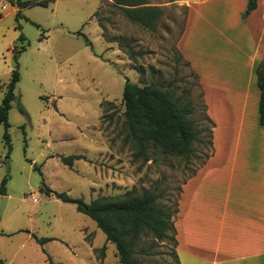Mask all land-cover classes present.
<instances>
[{
	"label": "rangeland",
	"instance_id": "obj_1",
	"mask_svg": "<svg viewBox=\"0 0 264 264\" xmlns=\"http://www.w3.org/2000/svg\"><path fill=\"white\" fill-rule=\"evenodd\" d=\"M5 1L0 0V103L14 68L19 81L8 111L9 143L0 124V198L6 197L0 261L121 264L114 244L92 219L45 189L84 202L130 189L155 191L161 193L158 204L174 220L184 183L213 148L214 123L202 102L198 77L177 50L185 8L176 0H150L161 13L149 29L108 0L100 4L96 20L84 18L82 23L85 8L59 5L54 15L51 5L23 10L10 0L21 15L40 20L35 23L16 17L17 12L4 16L13 8L4 7ZM126 80L138 85L171 82L176 97L192 102V117L201 131L200 141L191 143L192 156L166 155L152 147L148 161L136 156L124 124ZM70 155L84 158L71 166L60 161ZM35 237L49 240L40 244ZM135 250L141 264H182L171 235L162 241L143 237Z\"/></svg>",
	"mask_w": 264,
	"mask_h": 264
},
{
	"label": "crops",
	"instance_id": "obj_2",
	"mask_svg": "<svg viewBox=\"0 0 264 264\" xmlns=\"http://www.w3.org/2000/svg\"><path fill=\"white\" fill-rule=\"evenodd\" d=\"M102 1L53 0L47 6L54 15L59 5L85 8L82 23L96 20ZM176 2L185 8L177 50L198 77L214 127L211 153L178 200L175 254L182 264H264V123L255 74L264 63V0H255L249 12L248 0ZM3 4L13 7L10 0ZM16 12L13 7L4 16Z\"/></svg>",
	"mask_w": 264,
	"mask_h": 264
},
{
	"label": "trees",
	"instance_id": "obj_3",
	"mask_svg": "<svg viewBox=\"0 0 264 264\" xmlns=\"http://www.w3.org/2000/svg\"><path fill=\"white\" fill-rule=\"evenodd\" d=\"M51 1L53 2V0H16L15 3L21 8L46 7ZM112 3L121 9L125 17L149 29L155 27L161 13V9L151 5L149 0H113ZM254 7L255 0H248L247 12ZM19 16L21 17L20 10L17 11L16 17ZM22 38L20 35L19 39ZM86 40L90 44L89 40ZM22 50L24 47L17 51ZM255 74L259 88V121L263 124L264 63L258 64ZM10 75L0 103V124L5 128L3 137L7 143H9L8 111L15 98L13 91L19 81L18 70L14 68ZM122 102L124 124L127 128L126 138L136 149V156L148 161L149 147L160 148L166 155L183 156L186 159L192 156L191 143L200 141L201 133L196 129V121L192 117L194 105L182 96L176 97L171 82L138 85L126 80L122 90ZM19 109L23 111L21 107ZM208 121L211 123L209 119ZM82 158H84L82 155L61 156L60 161L71 166L75 159ZM45 192L63 202L74 204L77 212L80 211L92 219L105 235L106 241L114 244L121 264H141L134 254L137 242L143 237L152 236L155 240L162 241L170 238L171 235L174 246L177 244L174 220L171 218V212L158 204L161 198L159 192L130 189L117 195L98 196L89 202H84L81 198H72L64 192H56L48 187ZM35 239L40 244L49 240L38 237Z\"/></svg>",
	"mask_w": 264,
	"mask_h": 264
},
{
	"label": "water",
	"instance_id": "obj_4",
	"mask_svg": "<svg viewBox=\"0 0 264 264\" xmlns=\"http://www.w3.org/2000/svg\"><path fill=\"white\" fill-rule=\"evenodd\" d=\"M5 202H6V197H1L0 198V217H1V213L3 211V208L5 206Z\"/></svg>",
	"mask_w": 264,
	"mask_h": 264
},
{
	"label": "built area",
	"instance_id": "obj_5",
	"mask_svg": "<svg viewBox=\"0 0 264 264\" xmlns=\"http://www.w3.org/2000/svg\"><path fill=\"white\" fill-rule=\"evenodd\" d=\"M32 202H36V197L35 195H31Z\"/></svg>",
	"mask_w": 264,
	"mask_h": 264
},
{
	"label": "bare ground",
	"instance_id": "obj_6",
	"mask_svg": "<svg viewBox=\"0 0 264 264\" xmlns=\"http://www.w3.org/2000/svg\"><path fill=\"white\" fill-rule=\"evenodd\" d=\"M184 223V222H183Z\"/></svg>",
	"mask_w": 264,
	"mask_h": 264
}]
</instances>
